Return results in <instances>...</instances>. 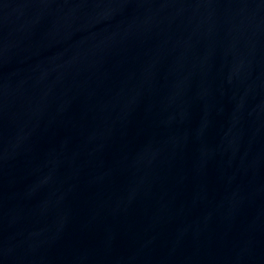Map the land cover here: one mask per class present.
<instances>
[{
    "label": "water",
    "instance_id": "water-1",
    "mask_svg": "<svg viewBox=\"0 0 264 264\" xmlns=\"http://www.w3.org/2000/svg\"><path fill=\"white\" fill-rule=\"evenodd\" d=\"M0 264H264V0H0Z\"/></svg>",
    "mask_w": 264,
    "mask_h": 264
}]
</instances>
